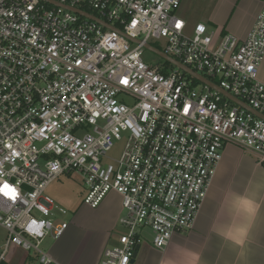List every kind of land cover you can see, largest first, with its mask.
I'll list each match as a JSON object with an SVG mask.
<instances>
[{
	"label": "built area",
	"instance_id": "1",
	"mask_svg": "<svg viewBox=\"0 0 264 264\" xmlns=\"http://www.w3.org/2000/svg\"><path fill=\"white\" fill-rule=\"evenodd\" d=\"M49 1L62 7L0 0V188L15 193L0 191V263L13 246L37 264H58L39 246L69 224L44 192L74 172L87 208L111 192L121 198L122 232L99 264H130L143 230L160 252L191 230L226 146L264 167V120L176 68L164 75L144 63V45L163 42L165 55L264 116V8L241 40L203 23L190 30L176 14L182 0ZM122 137L116 165L102 162Z\"/></svg>",
	"mask_w": 264,
	"mask_h": 264
},
{
	"label": "crops",
	"instance_id": "2",
	"mask_svg": "<svg viewBox=\"0 0 264 264\" xmlns=\"http://www.w3.org/2000/svg\"><path fill=\"white\" fill-rule=\"evenodd\" d=\"M105 230L85 232L69 224L51 257L58 264H99L107 244L116 243ZM78 231V244L65 253L61 248ZM130 264H264V167L252 154L226 146L191 230L174 234L161 252L141 243Z\"/></svg>",
	"mask_w": 264,
	"mask_h": 264
},
{
	"label": "rangeland",
	"instance_id": "3",
	"mask_svg": "<svg viewBox=\"0 0 264 264\" xmlns=\"http://www.w3.org/2000/svg\"><path fill=\"white\" fill-rule=\"evenodd\" d=\"M263 8L264 0H182L176 14L186 21L190 30L195 24L203 23L209 32L222 29L225 34L240 38L250 30L253 17ZM150 44L160 51L163 50V42L161 41L151 40ZM142 60L151 66H162L164 63L161 58L147 50L143 51ZM257 79L264 83V59L260 65ZM124 144V137L119 141H114L102 162L115 166ZM86 190L87 187L81 174L72 172L59 176L46 188L44 195L50 198L57 208L65 210V215L57 217L60 222H66L85 232L97 231L101 233L99 230L107 229L111 242L116 240L122 232L117 224L119 217L124 215L121 198L119 195L109 193L98 208L91 210L82 204ZM76 235L68 237L69 244L61 250L69 253L74 245L76 246L79 242V231ZM5 238L6 233L0 230V243H3ZM142 240V243L151 244L152 235L149 230H143ZM60 241L61 238L55 241L51 236H48L40 244L39 250L54 257ZM109 247H111L110 243L107 244V248ZM27 256L32 257L33 252L26 253L11 246L5 261L8 264H23ZM35 264H37L36 260Z\"/></svg>",
	"mask_w": 264,
	"mask_h": 264
},
{
	"label": "water",
	"instance_id": "4",
	"mask_svg": "<svg viewBox=\"0 0 264 264\" xmlns=\"http://www.w3.org/2000/svg\"><path fill=\"white\" fill-rule=\"evenodd\" d=\"M45 1L53 6H59L57 3L49 1V0H42ZM62 7V6H59ZM65 8V7H64ZM69 11H71L72 13H75L81 17H84L86 19H89L93 22H96L100 25H102L104 28L110 30V31H116L117 33H120L117 29L107 25L106 23L102 22L101 20L97 19L95 16L87 14L81 10L78 9H73V8H65ZM130 42L133 43H137L134 40L128 39ZM144 49L155 54L156 56H158L159 58H161L163 61L169 63L170 65H172L174 68L178 69L180 72H182L183 74L189 76L191 79L197 81L200 84L206 85L208 87H210L211 89L217 91L218 93H220L223 97H225L226 99L230 100L232 103L238 105L239 107L249 111L250 113H252L254 116L260 118L261 120H264V116L259 115L258 113H256L254 110H252L251 108H249L248 106H246L245 104H243L242 102H240L239 100H237L236 98L230 96L229 94L223 92L221 89H219L218 87H216L215 85H213L212 83H210L209 81H207L205 78H203L201 75L193 72L192 70H190L189 68L185 67L184 65H182L181 63H179L178 61L168 57L167 55H165L162 51L156 49L155 47L149 45V44H145L144 45ZM139 247L136 248V252L138 250ZM133 255V258L135 257V254Z\"/></svg>",
	"mask_w": 264,
	"mask_h": 264
},
{
	"label": "trees",
	"instance_id": "5",
	"mask_svg": "<svg viewBox=\"0 0 264 264\" xmlns=\"http://www.w3.org/2000/svg\"><path fill=\"white\" fill-rule=\"evenodd\" d=\"M81 9L86 11V12H88V13H93L92 11H90L88 9H84L83 7H81ZM174 69L175 68L172 65H170L169 63L164 61L163 65H162L161 73L165 75V74L168 73V71L174 70ZM184 76L186 78L190 79L194 85H199V83L197 81L191 79L189 76H187L185 74H184ZM35 260H36V258L28 256V257L25 258V262L23 264H35ZM0 264H8V263L5 261V262H1Z\"/></svg>",
	"mask_w": 264,
	"mask_h": 264
},
{
	"label": "snow or ice",
	"instance_id": "6",
	"mask_svg": "<svg viewBox=\"0 0 264 264\" xmlns=\"http://www.w3.org/2000/svg\"><path fill=\"white\" fill-rule=\"evenodd\" d=\"M135 23L136 22L133 23L134 27H135ZM176 27H178V28L181 27V24L178 22ZM122 83L127 85L129 83V81L127 79H124V80H122ZM188 107H191V106H188ZM187 111H188V108L186 107L185 112L187 113ZM0 191H2L5 196H10L12 199H15L14 191L12 189H10L7 184H4L3 188H0ZM241 204H242V206H247L246 202H241Z\"/></svg>",
	"mask_w": 264,
	"mask_h": 264
}]
</instances>
